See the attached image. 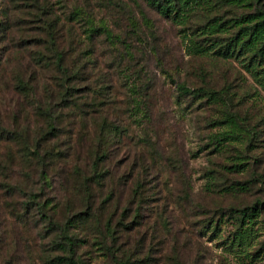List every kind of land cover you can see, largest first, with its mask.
Instances as JSON below:
<instances>
[{
    "label": "rangeland",
    "instance_id": "374dc122",
    "mask_svg": "<svg viewBox=\"0 0 264 264\" xmlns=\"http://www.w3.org/2000/svg\"><path fill=\"white\" fill-rule=\"evenodd\" d=\"M44 1L57 20H65L77 8L84 20L117 38L111 44L104 33L99 36L93 62L104 73L93 71L87 84L91 88L92 80L110 78L112 91L100 101L128 108L117 120L109 109V121L122 136L109 148L106 171L120 181L119 187L114 180L107 185L119 196L114 224L121 218L124 225L118 230L129 233L123 246L131 262L251 264L248 251L264 240V58L251 59L252 50L264 45V0H184V24L172 15L167 20L156 14L144 0H39ZM32 6V0H0V121L11 132L8 181L20 188L11 198L0 186V264H47L61 255L57 227L63 228L59 224L65 221L78 240V258L84 264H109L103 244L97 241L104 230L102 213L107 212H97L98 201L94 217L83 229L67 224V219L75 221V211L85 208L73 189L74 162L43 175L34 165L16 163L24 137L30 139L42 125L30 106L31 116L25 122L17 98L23 101V97L13 91L18 72L25 80L33 76L26 71L25 61L34 48L25 40L36 38L42 23L36 22ZM85 24H74L78 38L85 37L81 29ZM250 32L249 49H234L228 58L212 55L216 46L204 40L219 38L224 46L237 38L241 44ZM197 42L204 54L191 50ZM80 84L76 88L86 85ZM181 84L219 99L180 100L177 85ZM229 114L231 123L226 119ZM25 128L33 133L16 132ZM223 134L229 138L228 150L213 151L210 138ZM0 153L5 155L1 144ZM226 164L239 165L242 173H228L223 169ZM211 182L214 190L233 182L247 184L244 190L218 193L210 191ZM68 198L73 213L51 207L66 204ZM256 203L263 205L262 211L246 217L243 228L233 215L229 218L231 209ZM10 204L28 205L27 227L10 218ZM44 204L49 219L39 211ZM95 216L100 223H95ZM236 232L245 233L240 248L238 240L231 245ZM260 258L254 264H264V254Z\"/></svg>",
    "mask_w": 264,
    "mask_h": 264
},
{
    "label": "trees",
    "instance_id": "16d2710c",
    "mask_svg": "<svg viewBox=\"0 0 264 264\" xmlns=\"http://www.w3.org/2000/svg\"><path fill=\"white\" fill-rule=\"evenodd\" d=\"M144 2L148 8L163 18L169 20V15H172L173 20L184 24V0H144ZM32 3V7L36 8L34 15L36 22L42 23V26L37 28L40 34L36 38L25 40V44L34 48L25 61L26 71L28 73L32 71L33 76L25 80L18 72L13 79V91H17L23 97V101L19 96L17 98L22 102L19 106V112L24 115L25 122L31 116L30 106L34 110L33 115L41 119L42 125L39 129L37 128L33 137L30 139L24 137L27 140L22 141L21 157L16 163H20L22 166L34 165L41 170V175H43L44 171L50 173L52 168H59L60 165H66L70 161L74 162L73 174L76 183H74L73 189L81 196V204L85 208L75 211L73 214L75 221L67 219V224L72 223L73 227L79 225L83 229L94 217L93 214L96 213L94 205L96 206V201H98L101 207L97 212L99 210L107 211L106 214L101 212L104 230L99 231V239L97 240L99 244H103L102 249L106 259L109 264H135L131 262V258L123 246V238L126 235L129 236V233L118 230L124 225L122 219L119 218L114 224L117 217L114 211L120 202L119 196L112 193L111 185L108 187L107 181L114 180L118 187L120 181L114 175L111 179L106 171L107 160L111 157L109 148L112 143L115 144L114 141L118 137L122 136L119 127L109 121V109L115 112V120H117L128 112V108H121L117 102L100 101L102 96L106 97V92L112 91L110 78L102 81L100 79L92 80L91 88L87 84L88 76L92 78L93 71L95 74L104 73L103 70L95 68L93 62V48L100 41L99 36L104 33L105 39L111 44L117 38H113L114 36L103 27L95 26L88 18L84 20L83 12L77 8L68 13L65 20L59 21L57 17L51 16L49 4L46 1L41 3L39 0H32ZM3 4L4 1H2ZM3 10L5 11V9ZM80 21L86 23V28L81 27L82 33L85 35L84 38H78L75 32L74 24H79ZM1 27L3 25L0 22V31L3 29ZM64 30L65 35L63 34ZM252 32L241 44L238 43L240 39L237 38L227 40L224 46L219 38H204V40L208 42V46H216L212 55L228 58V53L231 54L234 49H238V51L249 49L250 40L253 36ZM27 45L24 46L25 49H27ZM263 48L264 45L254 48L251 52V59H263L264 55H261ZM191 50L196 54L205 53L199 46V42L194 43ZM81 82L86 84L84 88H76L81 85ZM97 82L101 83L102 86L97 85ZM177 93V98L180 100H200L205 97L207 101L219 99L213 93L210 94L203 89H189L183 84L177 85ZM13 98L17 99L15 95ZM117 110L120 112H116ZM145 116L147 115L142 117ZM231 116V114L226 116V119H229L228 123L232 122ZM222 123L224 121L219 122V124ZM16 132L20 134L23 132L33 133L26 128L22 132ZM10 140L11 132L5 129V125L0 121V144L5 150V155L0 153V186L5 193H11L10 197L12 198V192L20 191V188L19 185L12 186L11 181H8L7 166L10 162V155L6 156V154L10 151V146H8ZM228 142L229 138L225 134L222 136L213 135L210 138V146L213 147V151L223 148V151L226 152ZM81 152L84 153V158L80 156ZM81 167H84L85 170ZM238 167L240 166L226 164L223 169L231 171L228 173H242ZM38 177L41 179L40 175ZM209 184L212 187L210 190L212 192L233 193L244 190L247 183L233 182L231 185L218 190H214L213 182ZM70 200L68 198L66 204L56 203L51 207L60 206V208H65V211H70L71 214L73 210ZM262 206L261 203H256L252 207L231 209L229 218L230 215H233L234 221L243 228L244 219L255 213L260 214L263 209ZM39 208L45 218L49 219L44 211L46 209L45 204L39 205ZM7 209L11 219L25 227L28 226V205L18 207L10 204ZM47 210L50 212L52 209L49 207ZM95 218V223L99 222L97 216ZM65 224L66 221L64 224H59L63 228L57 227L59 230L58 251L61 255L55 256L47 264H84L78 258L79 246L76 244L78 240L73 234H70L69 227H66ZM124 228L127 230L128 227L124 226ZM241 234L245 233L236 232L233 235L231 245L235 243V240H238L237 247L240 248V243L243 240ZM262 254H264V240H260L254 249L248 251L246 258L249 259V263L254 264L255 259L260 260Z\"/></svg>",
    "mask_w": 264,
    "mask_h": 264
}]
</instances>
